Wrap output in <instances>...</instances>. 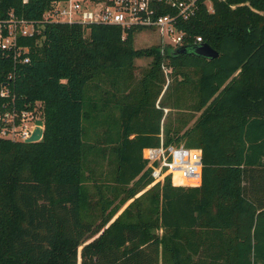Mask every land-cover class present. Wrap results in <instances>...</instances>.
<instances>
[{
  "label": "trees",
  "instance_id": "trees-1",
  "mask_svg": "<svg viewBox=\"0 0 264 264\" xmlns=\"http://www.w3.org/2000/svg\"><path fill=\"white\" fill-rule=\"evenodd\" d=\"M61 1L0 0L2 19L38 27L19 40L27 64L0 49V107L44 124L37 143L0 139V264H264V0H199L179 28L212 60L136 49L137 30L47 22ZM137 59L150 60L140 79ZM164 64L174 85L156 104ZM107 105L116 121L99 131ZM182 142L201 151L199 183L151 186L143 149Z\"/></svg>",
  "mask_w": 264,
  "mask_h": 264
},
{
  "label": "built area",
  "instance_id": "built-area-1",
  "mask_svg": "<svg viewBox=\"0 0 264 264\" xmlns=\"http://www.w3.org/2000/svg\"><path fill=\"white\" fill-rule=\"evenodd\" d=\"M199 0H64L56 2L44 19L56 24H81L117 26L123 37L129 30L147 31L155 34L163 54L185 46V34L179 28L181 22L192 18L198 9ZM169 9L171 12H166ZM211 11V7H209ZM38 27L13 15L0 17V49L7 52L14 62L27 64L28 48L19 45L20 38L30 37ZM201 37H195L192 44H201ZM8 91L0 90V97L6 98ZM41 120L32 112L19 109L10 101L0 107V139L25 142ZM142 158L151 168L153 183L163 182L168 176L176 185L178 179L189 182L200 181L202 155L200 150H188L182 146L162 143L158 147L143 149ZM194 186V185H190Z\"/></svg>",
  "mask_w": 264,
  "mask_h": 264
},
{
  "label": "rangeland",
  "instance_id": "rangeland-1",
  "mask_svg": "<svg viewBox=\"0 0 264 264\" xmlns=\"http://www.w3.org/2000/svg\"><path fill=\"white\" fill-rule=\"evenodd\" d=\"M158 38L157 36H155V34L151 33V32H147V31H140V32H136L134 35H133V45H134V48L136 49H143V48H148V47H151V46H159L158 45ZM150 62L149 59H137L135 64H136V71H135V77L140 79V77L142 76L143 72H141V70L145 69V67L148 66V63ZM166 63V62H165ZM161 69L162 71L164 72V75H165V85L163 86V90L159 96V98L157 99L156 103H159V100L160 98L164 95L165 93V90L168 88V87H171L174 85V81H173V78L171 77L170 75V68H168L165 64L163 66H161ZM138 89V88H137ZM129 90H127L125 93H127ZM189 102L188 100L185 101V103H183V105L181 106L182 109H183V113L186 115L187 119H188V127H190L196 117L198 116V114L196 113H192L189 109L187 110L186 107H189ZM117 110H114V109H111L109 108V105L106 106V110H105V113H103V115L100 117L101 120L104 121V127L100 128L99 131H103V130H107V125L110 123V122H114L116 121V116H117V113H116ZM167 114V113H166ZM193 115V116H191ZM88 135V139L90 140L91 138L92 139H97V138H101L102 140H105L106 142V145L105 146H108V141H109V133H107L105 131V134H98V133H94L93 131L90 132L88 131L87 133ZM174 146H182L184 148L187 149L186 146H184V142L180 143V145H174ZM188 150H198V149H188ZM165 180V179H164ZM164 182V181H163ZM163 182H159V183H163ZM157 183H152L151 186L155 185ZM177 184L181 185V186H190V185H196V182H189V181H183L181 179H178V182ZM151 186L147 187L146 189L142 190L137 196H135V198L139 197L141 194H143L146 190H148ZM88 187L90 189H92V184L90 183L88 185ZM121 199V196L120 197H117L115 198V200H120ZM133 200V199H132ZM131 202V201H130ZM128 202L124 207H122L120 209V211L117 213L116 216L113 217V220H115V218L125 209V207L130 203Z\"/></svg>",
  "mask_w": 264,
  "mask_h": 264
},
{
  "label": "water",
  "instance_id": "water-1",
  "mask_svg": "<svg viewBox=\"0 0 264 264\" xmlns=\"http://www.w3.org/2000/svg\"><path fill=\"white\" fill-rule=\"evenodd\" d=\"M170 52L172 56H181V55H186L188 52H192L198 57H202L209 60L218 57V53L207 44L181 46L174 50H170ZM36 125H37L36 129L33 131L30 138L27 139L24 143L26 144L37 143L42 139L43 130H44L43 121L37 120Z\"/></svg>",
  "mask_w": 264,
  "mask_h": 264
},
{
  "label": "crops",
  "instance_id": "crops-1",
  "mask_svg": "<svg viewBox=\"0 0 264 264\" xmlns=\"http://www.w3.org/2000/svg\"><path fill=\"white\" fill-rule=\"evenodd\" d=\"M156 104H157V103H156ZM164 112H165V114H166V113L168 112V110H167V109H165V110H164Z\"/></svg>",
  "mask_w": 264,
  "mask_h": 264
}]
</instances>
